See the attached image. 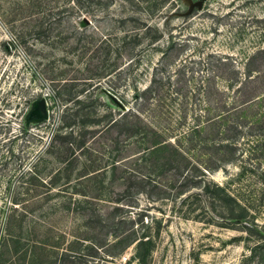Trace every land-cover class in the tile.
Segmentation results:
<instances>
[{"label":"rangeland","instance_id":"374dc122","mask_svg":"<svg viewBox=\"0 0 264 264\" xmlns=\"http://www.w3.org/2000/svg\"><path fill=\"white\" fill-rule=\"evenodd\" d=\"M0 264H264V0H0Z\"/></svg>","mask_w":264,"mask_h":264},{"label":"trees","instance_id":"16d2710c","mask_svg":"<svg viewBox=\"0 0 264 264\" xmlns=\"http://www.w3.org/2000/svg\"><path fill=\"white\" fill-rule=\"evenodd\" d=\"M242 86H244V83H240L239 84V87L237 88V90H241L239 94H242L244 92V91H242ZM257 101H258V99H252V100H249V101H246V102H242L240 104L238 102V106L237 107H234L233 110L234 111H237V110L244 111L245 108L247 109L249 106L250 107L256 106L258 104ZM252 104H253V106H252ZM134 111H136V110H134ZM81 113H83V111H80V114ZM129 113H125L120 120L118 119V120L114 121L113 122V125L122 123V121H123L122 119L125 116L131 115ZM82 115H83L84 118H86V116H87V114H82ZM194 116L196 118L195 119L196 124H194L192 127H190L188 129V131L186 130V131L182 132L180 130L179 131L180 132L179 136H176L177 139H179L177 143H182L181 145H178L177 146L178 148H182L186 144L187 145H190L191 144V146H195V144H197V143H204V144H207V145H209V144L210 145H218V146H221L222 145L220 149L221 150H226V149H228L230 147V145H235L234 144L235 142H231L232 141V138H230L226 134V132H228L229 129H231L235 133H237L239 131L238 128H241L240 123L232 122L233 125L231 127L230 126L231 125L230 119H226L225 120L224 119V114H221V115H217L215 118H212V119L207 120L203 124L202 120L199 119V115L197 116V114L195 113ZM222 126H224V127H227L228 126V127H227L226 130H221ZM82 127H84V128L86 127L84 122L82 124ZM84 128H82V129H84ZM79 129L82 130L81 128H79ZM142 129L143 128L138 127L137 128V131L135 130L133 133L139 134V137L141 135V136H144V137L147 136V138H148L149 137L148 133H147V135L144 132L141 133V130ZM206 129L210 130L208 133H206L208 135H206V137L204 139H202V137L198 138V135L204 134V132L207 131ZM219 132H220V134L223 135V137H221V136L219 137ZM152 133L155 136H157V138H154L152 140L153 145L149 149L151 151H153L152 152L153 154L162 152V154H161L162 157L161 158H164V157L166 158L165 151L167 149V140L165 139V131L162 132V133H164V138H162L159 135L161 132L152 131ZM72 135H73V133H66L65 136H64V138L65 139H68V137L69 136H72ZM55 137L57 138V137H60V136H55ZM53 138H54V136H53ZM183 143H185V145H183ZM173 150H174V153H176L178 155H181V156H187L188 155V153L185 150H180V151L177 150V149H173ZM164 153H165V156H164ZM174 153L172 152L171 155H170V157L171 156H174ZM167 156H169V155H167ZM219 160L222 162V158H219ZM220 189H222V188H220Z\"/></svg>","mask_w":264,"mask_h":264},{"label":"water","instance_id":"95a60500","mask_svg":"<svg viewBox=\"0 0 264 264\" xmlns=\"http://www.w3.org/2000/svg\"><path fill=\"white\" fill-rule=\"evenodd\" d=\"M40 110L42 112V114H46V107H45V102L44 101H41L40 103Z\"/></svg>","mask_w":264,"mask_h":264}]
</instances>
